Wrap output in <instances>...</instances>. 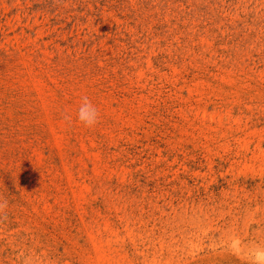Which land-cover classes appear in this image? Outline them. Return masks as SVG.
I'll return each mask as SVG.
<instances>
[{"label":"rangeland","instance_id":"obj_1","mask_svg":"<svg viewBox=\"0 0 264 264\" xmlns=\"http://www.w3.org/2000/svg\"><path fill=\"white\" fill-rule=\"evenodd\" d=\"M0 203V264H264V0H0Z\"/></svg>","mask_w":264,"mask_h":264},{"label":"clouds","instance_id":"obj_2","mask_svg":"<svg viewBox=\"0 0 264 264\" xmlns=\"http://www.w3.org/2000/svg\"><path fill=\"white\" fill-rule=\"evenodd\" d=\"M100 112L98 107L92 103L86 96L82 97L81 103L77 109L76 119L86 127H93L98 123ZM5 204L0 203V208Z\"/></svg>","mask_w":264,"mask_h":264},{"label":"bare ground","instance_id":"obj_3","mask_svg":"<svg viewBox=\"0 0 264 264\" xmlns=\"http://www.w3.org/2000/svg\"><path fill=\"white\" fill-rule=\"evenodd\" d=\"M111 249V248H110ZM98 256V255H97ZM264 259V258H263ZM263 262V261H262ZM264 263V262H263ZM260 264V263H259Z\"/></svg>","mask_w":264,"mask_h":264}]
</instances>
